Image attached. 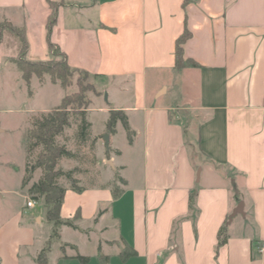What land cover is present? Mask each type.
Wrapping results in <instances>:
<instances>
[{"label":"crops","instance_id":"1","mask_svg":"<svg viewBox=\"0 0 264 264\" xmlns=\"http://www.w3.org/2000/svg\"><path fill=\"white\" fill-rule=\"evenodd\" d=\"M11 26L24 31L29 60H49L52 42L89 72L99 92L90 105L103 115L95 134L103 180L81 192L66 186L60 215L77 228H58L50 264H264V0H0V264H37L55 228L45 202H9L30 194L33 118L68 90L48 105V93L65 87L48 74L27 83L16 61L23 39ZM186 27L184 57L199 66L178 68ZM111 109L126 113L132 141L121 121L107 132ZM15 132L20 156L5 148ZM126 246L136 254L123 260Z\"/></svg>","mask_w":264,"mask_h":264},{"label":"trees","instance_id":"2","mask_svg":"<svg viewBox=\"0 0 264 264\" xmlns=\"http://www.w3.org/2000/svg\"><path fill=\"white\" fill-rule=\"evenodd\" d=\"M56 13L53 11L49 19V29L52 27L55 22ZM15 29L23 39V46L20 53V56L16 59L20 69L22 70L23 77L30 82L33 74L42 76L44 73H50L53 82H59L63 87L68 85V77L72 76L74 73L79 75L89 76L90 73L81 70L78 68H73L68 64L66 56L62 53L52 42L49 43L50 49L52 51V57L49 60L45 61H32L26 57L28 42L25 36V33L21 29H17L14 26H11ZM192 32L186 27L183 33L177 38V47H176V66L178 68H183L187 66L197 67L199 64L193 59H185L183 44L191 37ZM60 57L61 59H57ZM80 93H75L72 95H66L61 104L53 108L48 112L41 113L39 117H34L31 123V127L28 130L27 134V153L28 159L34 149L43 146L40 150L36 163L34 166L29 168L27 166V174L23 180V185L26 186L28 182L33 178V172L35 168L43 169V176L34 182L30 188L29 193L35 199L44 197L45 206H46V215L50 221L54 222V230L49 239L47 246L39 253L37 257V264H50L48 258V252L50 250V245L52 239L59 238L58 228L61 225H68L73 228L77 226L71 220H64L61 218L60 210L64 201L66 187L59 185L57 179L60 176L66 177L70 183L72 189L81 192L84 188L77 186L73 177V170L62 171L58 168V162L62 157H73L74 153L68 150L65 146L59 145L56 142L58 135L62 134L64 130L71 126V118L73 115L80 116V137L79 140L82 142H88L91 134V122L87 118V109L91 104V99L83 95L82 92L85 91L82 84ZM91 89L95 94H99L95 86H92ZM121 121L127 131L129 141H132L133 131L128 122L126 113L123 110H110V116L107 122V132L114 133L116 129L117 122ZM235 194L239 197V189L234 188ZM121 192L119 187H115L114 193L118 195ZM194 202V196L191 194V205ZM228 220L226 219L219 231L218 234V244L217 252L224 244L227 243L229 238L228 233ZM136 254V251L133 248L125 247L121 251V257L123 260L128 259L131 255ZM103 255L101 254V257ZM77 257L83 261L87 262L88 257L77 255ZM104 258V257H103Z\"/></svg>","mask_w":264,"mask_h":264},{"label":"rangeland","instance_id":"3","mask_svg":"<svg viewBox=\"0 0 264 264\" xmlns=\"http://www.w3.org/2000/svg\"><path fill=\"white\" fill-rule=\"evenodd\" d=\"M53 58V57H51ZM57 59H61L60 57H56ZM48 74L50 76V73H44L43 75ZM42 75V76H43ZM59 83V82H58ZM82 84L83 88H85V91L82 92L83 95H85L87 98L92 99V97L95 95V92L91 89L92 86H95L93 83V77L91 75L89 76H84L79 75L78 73H74L72 76L68 77V85L65 86V88H62L59 84L57 89L51 90L50 93V98L48 99V105H54L58 103L60 100L58 99V95L60 90H68L67 94L72 95L75 93H80L81 86L79 85ZM35 87L37 86L36 81L34 82ZM96 88V87H95ZM105 100H106V94H105ZM101 103V101H100ZM98 104L90 105L91 108V113H88V117L91 116L93 119V122H91V134H90V140L88 142H82L79 140L80 137V116L73 115L71 118V126L67 127L62 134L58 135L56 138V142L59 145L65 146L68 150L72 151L74 153L73 157H62L59 162H58V168H60L62 171H70L73 170V177L75 180V184L79 187H90V186H95V185H100L102 180H103V174L104 170L103 167L99 166V152L97 148V143H96V133H99L101 129L104 126L103 122V115L101 112L95 110V107ZM27 113H16V122L18 120L23 119V117ZM41 114L36 115V117H39ZM107 125V124H105ZM106 134V133H105ZM105 134H104V139H105ZM20 132H15L12 136H9L8 140L6 141L5 148L11 151V154H14L15 156H20L22 153L21 146L19 144L20 142ZM25 141L28 143V139L25 138ZM43 148V146H40L32 152L30 155L28 161V166L30 168L34 166V163H36L37 156L40 152V150ZM10 153L8 155H11ZM100 155H102L100 153ZM104 168L106 169L107 166L105 165ZM33 174V178L28 182L27 187L31 186L32 182L37 181L43 176V169L38 167L35 168ZM57 183L59 185H62L64 187L66 186H71L70 181L64 177L60 176L57 179ZM11 187H14V182L11 184ZM13 197L10 198V207H12V204L15 203V205L22 206L23 204L27 205V200H35L30 194H28V197L24 196H18V195H12ZM39 199H42L44 202V197H41ZM36 204L38 208H41L42 203L38 202L37 200ZM70 234H65L67 238H74L73 235ZM52 250L50 252L51 260H54L55 256L59 254L60 252V247H59V241L58 240H53L52 242Z\"/></svg>","mask_w":264,"mask_h":264},{"label":"built area","instance_id":"4","mask_svg":"<svg viewBox=\"0 0 264 264\" xmlns=\"http://www.w3.org/2000/svg\"><path fill=\"white\" fill-rule=\"evenodd\" d=\"M35 204H36V201H35V200H29V201L27 202V205H28V206H33V205H35ZM263 249H264V245L261 246V247L259 248V251H263Z\"/></svg>","mask_w":264,"mask_h":264},{"label":"water","instance_id":"5","mask_svg":"<svg viewBox=\"0 0 264 264\" xmlns=\"http://www.w3.org/2000/svg\"><path fill=\"white\" fill-rule=\"evenodd\" d=\"M105 139H106L107 142H109V134H105ZM241 205L242 204L240 203L238 209L234 211V214L233 215H236L239 212V210L241 208Z\"/></svg>","mask_w":264,"mask_h":264}]
</instances>
